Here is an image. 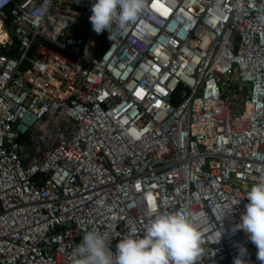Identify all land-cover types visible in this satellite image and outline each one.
Instances as JSON below:
<instances>
[{
  "label": "built area",
  "instance_id": "1",
  "mask_svg": "<svg viewBox=\"0 0 264 264\" xmlns=\"http://www.w3.org/2000/svg\"><path fill=\"white\" fill-rule=\"evenodd\" d=\"M92 3L0 0V264H75L87 231L115 251L176 212L195 264H261L235 226L264 180V0H146L114 45Z\"/></svg>",
  "mask_w": 264,
  "mask_h": 264
},
{
  "label": "clouds",
  "instance_id": "2",
  "mask_svg": "<svg viewBox=\"0 0 264 264\" xmlns=\"http://www.w3.org/2000/svg\"><path fill=\"white\" fill-rule=\"evenodd\" d=\"M146 0H93L92 30L96 34L107 31L113 45L137 22ZM249 201L236 229H242L257 248V260L264 264V180L254 184L246 194ZM201 234L184 213L155 215L142 236H126L109 247L101 233L87 231L74 250L75 264H195L201 252ZM241 255L235 264H245Z\"/></svg>",
  "mask_w": 264,
  "mask_h": 264
},
{
  "label": "trees",
  "instance_id": "3",
  "mask_svg": "<svg viewBox=\"0 0 264 264\" xmlns=\"http://www.w3.org/2000/svg\"><path fill=\"white\" fill-rule=\"evenodd\" d=\"M186 90H187V88L184 86L179 87L178 92L176 93V95L174 96V99H173L174 104H178L181 101V99H182L181 96L183 95L184 91H186Z\"/></svg>",
  "mask_w": 264,
  "mask_h": 264
},
{
  "label": "rangeland",
  "instance_id": "4",
  "mask_svg": "<svg viewBox=\"0 0 264 264\" xmlns=\"http://www.w3.org/2000/svg\"><path fill=\"white\" fill-rule=\"evenodd\" d=\"M85 25H87L86 22H84V21H79L78 24L76 25V27H79V29L81 30V28H82L83 26H85ZM91 52H93V48H91Z\"/></svg>",
  "mask_w": 264,
  "mask_h": 264
}]
</instances>
